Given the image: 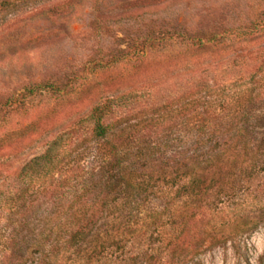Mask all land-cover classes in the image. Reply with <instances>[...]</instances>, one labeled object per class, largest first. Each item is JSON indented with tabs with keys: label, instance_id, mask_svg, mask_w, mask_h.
Instances as JSON below:
<instances>
[{
	"label": "rangeland",
	"instance_id": "1",
	"mask_svg": "<svg viewBox=\"0 0 264 264\" xmlns=\"http://www.w3.org/2000/svg\"><path fill=\"white\" fill-rule=\"evenodd\" d=\"M33 1L0 0V212L9 219V234L15 225L12 229L21 233L25 244L38 230L48 202L45 196L37 199L32 184L17 174L29 159L46 148L51 135L67 134L72 126L79 128L80 135L74 136L67 148L63 173L73 185L102 186L132 166L144 169V160L133 155L145 146L152 147L153 158H158L161 166L168 158L179 161L180 156L204 148L197 144L202 140L196 130L200 112L193 109L194 102L202 96L196 95L192 86L196 69L208 65L207 70L214 71L218 80L230 84L234 90L254 84L248 79L256 69L254 64L251 62L250 68L243 71L236 61V55H242L241 46H219L216 51L220 55L215 56L210 49L188 48L182 53V47L173 44L156 47L147 58L135 59L130 58L126 43L140 44L149 35L158 40L161 35L185 28L220 31L242 27L264 10V0H72L67 12H80L64 21L35 17ZM42 42L45 44L41 51L35 50ZM115 56L129 61L126 69L119 64L105 69L94 64L86 72L89 89L107 90L104 84L110 91L107 95L117 97L108 121H116L118 129L104 139L93 138L90 124L80 119L90 103L81 100L85 93L83 96L72 93L65 102L64 98L47 94L38 98L36 107L11 109L3 105L7 96L22 93L35 77L60 80L76 73L89 59ZM217 56L222 57L220 63ZM44 65L45 73L35 76L36 68ZM250 106L247 111L256 115L263 111L264 100H254ZM225 113L216 115V120L226 122ZM40 117L46 125L33 127L32 121L35 123ZM249 123L253 124V136L264 131V125L256 123L253 117ZM133 137L139 141L127 146V138ZM22 187L27 188L26 195L19 199L23 214L18 215L15 208L7 212L5 196L17 194ZM163 202L147 197L138 210L127 214L132 226L140 224L150 210L161 209ZM150 230L143 235L144 244H140L142 250H147V256L143 257L137 249H128L130 252L119 264H264V219L255 229L219 243H212L202 233L200 216L190 220L187 228L178 220L164 218Z\"/></svg>",
	"mask_w": 264,
	"mask_h": 264
},
{
	"label": "trees",
	"instance_id": "2",
	"mask_svg": "<svg viewBox=\"0 0 264 264\" xmlns=\"http://www.w3.org/2000/svg\"><path fill=\"white\" fill-rule=\"evenodd\" d=\"M70 1L34 0V16L69 21L80 12H67ZM35 41L39 42L40 38L36 37ZM43 44L45 42L38 43L35 50L41 51ZM173 44L182 47V53L188 48L199 51L210 49L215 56L220 55L216 51L220 49L219 46H241L239 51L242 55H236V61L243 71L250 68L251 62L254 64L256 69L248 78L254 84L240 91L234 90L230 84L218 80L214 71L207 70L208 65L196 69L192 86L196 95L201 93L202 96L194 102L193 109L200 112L196 130L199 131L198 138L202 140L197 144L204 148L198 153L180 156L179 161L168 158L161 166L159 159L153 158L155 152L152 147L145 146L143 150L137 149L133 155L144 160V169L140 171L132 166L102 186L94 183L82 187L73 185L63 173L67 148L71 146L72 138L80 135V129L72 126L67 134L51 135L46 148L29 159L17 174L32 184L37 199L39 196L47 198V212L27 244L22 241L21 233L12 229L15 225L9 234V219L0 212V264H119L130 252L128 249L132 248L145 257L148 252L142 250L140 245L146 241L143 235L164 218L173 222L178 220L183 228H187L190 220L202 217V233L212 243L253 230L262 222L264 131L253 136V124L250 125L252 122L249 123V120L253 117L256 123L264 125V109L251 115L247 107H252L250 105L254 100H264V10H260L242 27L220 31L174 30L159 36L158 40L149 35L140 44L126 43L125 49L130 58L144 59L156 47L165 48ZM221 58L217 60L219 63ZM115 64L126 69L129 61L118 56L105 60L89 59L76 73L63 79L40 80L35 77L24 86L22 93L7 96L3 105L11 109L36 107L38 98L47 94L64 98L62 100L65 102L72 93L80 96L85 93L81 100H89L90 103L80 119L90 124L89 132L93 138L104 139L118 129L116 121H108L114 113L117 97L107 95L110 91L103 83L107 90L89 89L86 72L91 70V65L105 69ZM46 70L45 65L44 68L38 66L35 76L42 75ZM232 103L236 104L234 111H230L233 109L229 107ZM222 111L226 112V122L216 120V115ZM62 116L64 118V113ZM45 122L40 117L37 122L32 121V126L46 125ZM72 132L75 133L72 135ZM132 139L127 138L129 141L125 144L130 146L139 141L136 137ZM115 146L118 152V144ZM26 189H18L17 194L7 193L4 200L7 212L15 208L18 215L23 214L19 199L26 195ZM149 196L162 199L163 207L150 210L140 224L132 226L131 217L127 214L138 210L139 204Z\"/></svg>",
	"mask_w": 264,
	"mask_h": 264
}]
</instances>
